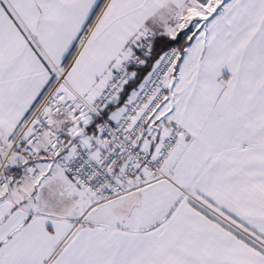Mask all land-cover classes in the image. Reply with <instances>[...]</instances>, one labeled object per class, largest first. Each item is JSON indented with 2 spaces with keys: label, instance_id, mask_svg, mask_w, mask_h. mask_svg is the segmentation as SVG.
Wrapping results in <instances>:
<instances>
[{
  "label": "snow or ice",
  "instance_id": "snow-or-ice-1",
  "mask_svg": "<svg viewBox=\"0 0 264 264\" xmlns=\"http://www.w3.org/2000/svg\"><path fill=\"white\" fill-rule=\"evenodd\" d=\"M0 264H264V0H0Z\"/></svg>",
  "mask_w": 264,
  "mask_h": 264
}]
</instances>
